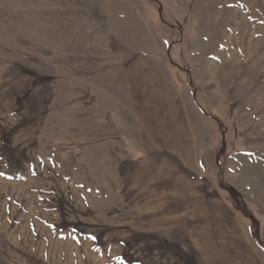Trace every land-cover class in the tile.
Returning <instances> with one entry per match:
<instances>
[{"label": "rangeland", "instance_id": "obj_1", "mask_svg": "<svg viewBox=\"0 0 264 264\" xmlns=\"http://www.w3.org/2000/svg\"><path fill=\"white\" fill-rule=\"evenodd\" d=\"M0 264H264V0H0Z\"/></svg>", "mask_w": 264, "mask_h": 264}]
</instances>
